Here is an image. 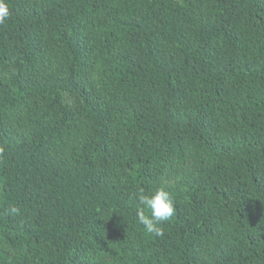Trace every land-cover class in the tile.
Segmentation results:
<instances>
[{"label": "trees", "instance_id": "trees-1", "mask_svg": "<svg viewBox=\"0 0 264 264\" xmlns=\"http://www.w3.org/2000/svg\"><path fill=\"white\" fill-rule=\"evenodd\" d=\"M7 3L0 264H264V0Z\"/></svg>", "mask_w": 264, "mask_h": 264}, {"label": "clouds", "instance_id": "clouds-1", "mask_svg": "<svg viewBox=\"0 0 264 264\" xmlns=\"http://www.w3.org/2000/svg\"><path fill=\"white\" fill-rule=\"evenodd\" d=\"M10 16L7 0H0V24H3ZM139 207L137 208V222L143 226L144 231L154 237L164 235V222L168 221L174 214V203L171 194L166 187H158L150 193L140 189L136 194ZM16 212L15 207L8 209Z\"/></svg>", "mask_w": 264, "mask_h": 264}, {"label": "bare ground", "instance_id": "bare-ground-1", "mask_svg": "<svg viewBox=\"0 0 264 264\" xmlns=\"http://www.w3.org/2000/svg\"><path fill=\"white\" fill-rule=\"evenodd\" d=\"M114 43V42H113Z\"/></svg>", "mask_w": 264, "mask_h": 264}]
</instances>
